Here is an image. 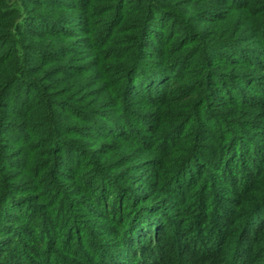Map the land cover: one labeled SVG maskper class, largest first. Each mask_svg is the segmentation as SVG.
<instances>
[{
	"label": "trees",
	"instance_id": "trees-1",
	"mask_svg": "<svg viewBox=\"0 0 264 264\" xmlns=\"http://www.w3.org/2000/svg\"><path fill=\"white\" fill-rule=\"evenodd\" d=\"M0 264H264V0H0Z\"/></svg>",
	"mask_w": 264,
	"mask_h": 264
},
{
	"label": "rangeland",
	"instance_id": "rangeland-1",
	"mask_svg": "<svg viewBox=\"0 0 264 264\" xmlns=\"http://www.w3.org/2000/svg\"><path fill=\"white\" fill-rule=\"evenodd\" d=\"M236 1V0H235ZM104 24L105 23H101V25H100V28L99 29H102L103 27H104ZM99 31H101V30H99ZM127 31V30H126ZM100 34V33H99ZM109 36V34H107V35H103V34H100V35H98V37H99V41H102V40H104V39H107V37ZM123 39H126V40H123ZM129 38H124V36H123V38H122V40H123V42H127V41H129L128 40ZM122 40H119L120 42L118 43L119 45L118 46H122L123 44H121V41ZM125 49H121V48H116V52H118V51H120V52H118L121 56L120 57H123L127 52L126 51H124ZM128 50V49H127ZM86 87H89V86H87L86 85ZM45 93H46V96L44 95V94H42V93H36V94H34L35 96H33L32 98H31V100L32 101H38V99H39V97L41 96V100L43 101V99L44 98H47V101L49 102V101H51V99H54L56 96H58V95H61L60 97H59V100H56L57 102L56 103H61V104H63L64 106H67L68 108H71V109H73V110H76L77 111V113H81V111H85V109H82L83 107H87V106H89V105H91V104H95V106H96V110H94V112H93V114L92 115H96V113H98V103L96 102V101H98V99L97 98H95L96 97V94H94V95H92V99H94V100H92L88 105H86V104H84L83 102L80 104V101L83 99V96L86 94V93H84V92H82L83 91V88L82 89H79L78 91H76V92H74V93H69V92H66V91H68V90H64V91H62V92H60L61 94H57V92L56 93H53V94H51V92H48V90L47 89H45ZM83 93V94H80V93ZM92 93H90V95H91ZM23 95V93H21V92H18V96H17V99H20L21 98V96ZM81 95V96H80ZM38 96V97H37ZM80 96V97H79ZM16 98V97H15ZM53 103V102H52ZM11 105H12V108L11 109H16V112L15 113H17L19 116L20 115H22L24 112H26V113H28V111H30V113H32V112H34L33 113V115L34 116H36V117H38L39 116V112H38V110H40L38 107H36V108H34V106L36 105V104H32V108L33 109H29V107L27 106V107H25V108H18L16 105H14L13 104V102H11ZM52 109H54V110H56L57 108L56 107H54V106H52L51 107ZM98 115V114H97ZM48 116H50L49 114H48ZM82 119H84V118H82ZM82 119H79V120H73V121H68L69 122V126H70V124L72 123V125L73 126H71V128H73V129H77L78 131H81L82 133H90L91 135H96V133L98 132V130H95L96 128H97V125H98V121H95L94 123H91V124H85V122L82 120ZM80 120H82V121H80ZM41 121V120H40ZM39 122V120L37 121V123L36 124H32L34 127H36V129H39V131H43L42 129H44L45 131H47V133H49V129H51V128H45V123L46 122H43V123H38ZM4 129L5 130H7V131H9V129H8V125H5V127H4ZM55 129L57 130L58 128L57 127H55ZM55 129H53L52 128V133H55ZM14 130V128L13 129H11L10 131H13ZM28 132H30V131H25V132H23V135H25V137H26V134H28ZM58 132V131H57ZM56 132V133H57ZM86 147L89 145V144H87V143H85L84 144ZM210 156H213L212 154L210 155ZM213 179H216L215 177H211V180H213ZM214 206H215V202H214ZM217 211V208H216V206H215V208L213 209V214H211V215H213V216H215L214 214H215V212ZM216 217V216H215ZM195 218V222L194 223H196V222H198V220L200 221V220H202V219H200L199 217H197V216H195L194 217ZM213 218V217H212ZM211 221V220H210ZM202 225V222L201 223H199V224H197L196 223V226H197V229L198 228H202V229H205V230H208V226L207 225H205V226H203V227H200ZM196 229V230H197ZM195 230V231H196ZM260 258V257H259ZM263 259V258H262Z\"/></svg>",
	"mask_w": 264,
	"mask_h": 264
}]
</instances>
